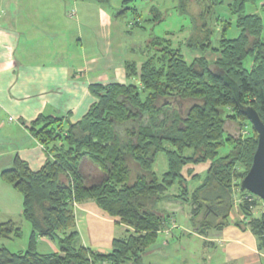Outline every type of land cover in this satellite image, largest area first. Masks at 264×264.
<instances>
[{"label":"trees","instance_id":"16d2710c","mask_svg":"<svg viewBox=\"0 0 264 264\" xmlns=\"http://www.w3.org/2000/svg\"><path fill=\"white\" fill-rule=\"evenodd\" d=\"M130 1L122 0L115 16L125 18L133 10V29L141 26L142 13ZM177 1L176 7L186 12L190 0ZM205 1L185 40L190 51L200 54L192 61L174 46L168 37L172 31L156 35L146 43L140 64L126 62L132 82L90 85L97 101L80 121L41 114L32 122L29 131L47 153L44 165L34 170L16 154L13 165L1 171V178L23 195V215L32 231L27 249L0 247V264H145L171 216L161 202H191L193 220L204 214L197 221L199 230H220L228 224L237 186L240 209L264 249L263 216L254 217L250 210L258 197L241 188L258 145L254 127L247 135L241 132L252 125L241 105L253 106L264 121V19L248 10L257 0ZM149 10L148 21H162L157 5ZM232 28L235 35L229 34ZM209 52L218 56L210 59ZM226 144L232 148L221 156ZM161 152L168 168L159 175L154 164ZM129 157L143 172L133 183ZM85 159L99 169L98 178L82 171ZM201 163L209 164L204 175L192 170L191 165ZM173 187L178 193L169 192ZM87 200L128 227L125 236L113 239L110 252L78 243L75 204ZM22 236L14 220L0 221V238ZM39 237L56 242L59 251L39 252Z\"/></svg>","mask_w":264,"mask_h":264},{"label":"crops","instance_id":"0c3cea01","mask_svg":"<svg viewBox=\"0 0 264 264\" xmlns=\"http://www.w3.org/2000/svg\"><path fill=\"white\" fill-rule=\"evenodd\" d=\"M95 2L98 6L88 0H0V213L4 216L0 221L12 219L21 227L15 218L25 219L23 195L1 178V171L13 165L16 154L34 170L47 159L43 145L29 131L32 122L41 114L80 121L97 101L91 84L132 82L127 77L126 62L140 64L145 58L143 46L139 50L144 57L134 59L126 54V33H133L132 22L119 30L115 13L104 10L106 4ZM99 8L98 17L89 13ZM131 52L136 53V48ZM81 169L100 176L89 159L82 161ZM78 208L82 245L110 252L113 239L119 237L115 224L118 218L107 214L94 200L79 203ZM233 208L228 224L216 234L214 230H208L205 236L199 234L208 241L202 246V258L200 246L168 243L170 252L158 254L153 261L150 257L155 253L149 254L151 249L147 252L148 264H264L258 236L241 209L237 219L233 217ZM176 215L171 214L166 223L169 229H162L160 234L176 237ZM95 225L102 234L97 240L91 236ZM39 242L46 243L49 251H59L48 237H39Z\"/></svg>","mask_w":264,"mask_h":264},{"label":"rangeland","instance_id":"374dc122","mask_svg":"<svg viewBox=\"0 0 264 264\" xmlns=\"http://www.w3.org/2000/svg\"><path fill=\"white\" fill-rule=\"evenodd\" d=\"M90 2H93L94 5L98 6V4L93 1V0H88ZM131 6L136 4L142 13V19L140 20L141 26L133 28L132 34L126 33V39H127V45H129L125 51L128 56L131 58H134L137 56L142 57L143 54L140 52L139 48L140 47H145L146 43L150 41V39L156 35L159 36H164L166 35V32L172 31V35H169L168 37L173 41L174 46L176 47H181L182 50L185 53V56L189 61L193 59L194 56H199V53H192L186 46H185V40L189 36L191 29H192V24L191 20L198 16L202 9L205 7L206 1L205 0H190L188 2V6L186 8V12H183L181 8H177L176 5L178 1L176 0H131ZM264 0H257L255 3L249 4L248 5V10L252 12H258L262 15L264 19ZM152 5H157L161 11L163 12V19L162 21L155 22V21H148V18L151 17L150 13V7ZM122 6V0H111L110 4L103 5L104 10L109 12L110 14L116 13L121 9ZM85 7V6H84ZM98 8V7H97ZM100 11V8L97 10L95 9L94 12H89L90 14L93 13V16L96 15L98 17V14ZM84 12V11H83ZM84 14V13H83ZM86 19V18H85ZM88 19V18H87ZM133 10H128V15L125 18H119V20L116 22L115 25H117L118 29L120 30L122 27L127 28L130 27V23L133 21ZM193 22V21H192ZM183 26V27H182ZM117 27L115 29H117ZM218 32V28H217ZM236 29L232 28L229 31L230 35H235ZM263 40H264V33H263ZM132 48H136L137 52H131ZM135 53V54H134ZM208 58H216L218 55L214 52H209L207 53ZM144 57V56H143ZM143 59V58H142ZM249 59L246 61V64L248 65ZM253 130V126L249 123L244 126V128L241 129L242 134L247 135L249 132L251 133ZM232 147L229 144H226V146L222 147L220 149V155H226L229 150ZM127 164L129 165L130 168V183H133L137 177L138 174L143 173L141 169L138 167L136 162L129 157L127 159ZM193 167L194 173H201L204 175L206 172L209 164L208 163H201L197 165H191ZM168 168V162H167V156L164 152H161L157 155L156 162L154 164V169L157 172V174L161 175L164 173ZM187 169H185V172L187 173ZM200 181H193L190 184V190L191 192L194 190V188L199 184ZM12 186V185H11ZM178 189L175 187L169 189L170 193H178ZM18 192V191H17ZM20 194V192H19ZM253 194V193H252ZM246 196L249 197V194ZM258 198L253 199V207L251 212L253 213L254 217L260 218L263 216L264 213V201L257 196ZM233 200H234V208H233V217L237 219L240 214V208H239V203L242 200V194L240 193V190L238 189V186L235 188V191H233ZM79 203L75 204L76 206V214L77 218L80 217L79 211L80 209L78 208ZM162 210L166 211V213H169L171 211V214L177 213L174 222H177L178 226L174 227L173 233L176 235V237H173L170 235H166L165 233H161L157 242L152 245L151 251L149 254L155 253V255H152L150 258L152 261L155 259L158 254L163 253V252H170L169 247H167L168 243L170 246H200V252H201V258H202V246H207V240L203 239L202 236L199 234L205 236L209 232H212L214 230V234L218 232L219 229L215 228H201L200 230L198 229V220H202L204 218V214H201L198 218L192 219V208L193 205L191 202H186L182 200H175V199H167L159 204ZM3 218L4 216L0 213V218ZM211 220H215L216 217L211 216ZM16 221L18 222L19 225H21L23 229V236L21 238H14V239H4L0 238V247L5 245L7 246L11 251H20V250H25L28 247L29 244V237L32 231L31 224L26 220V219H21L19 220V217L17 216ZM119 220V219H118ZM217 220H220L218 218ZM172 221V222H173ZM217 222V221H216ZM80 220V224H81ZM117 223V224H116ZM116 224V230H117V235L120 237L126 235V229L128 228L126 225H121L118 223V221H115ZM197 225V226H196ZM188 227V228H187ZM81 234H80V240L79 244L83 243V225L81 224ZM95 228V233L91 236L94 238V240H97L101 238L102 234H99L100 229L98 228L97 225L94 226ZM93 228V231H94ZM165 228H167L165 226ZM164 228V229H165ZM188 230H186V229ZM169 229V228H167ZM190 230V231H189ZM216 232V233H215ZM171 233V232H169ZM197 233V234H194ZM109 235L110 233L107 232ZM193 234V235H192ZM87 240L90 239L89 233L86 234ZM56 243V242H55ZM57 245V244H56ZM46 243L44 242H39L38 244V251L42 253H47L49 248L46 247ZM148 254V255H149ZM147 255V256H148ZM159 257V256H158ZM149 263V258H145V264ZM203 264V263H200Z\"/></svg>","mask_w":264,"mask_h":264},{"label":"water","instance_id":"95a60500","mask_svg":"<svg viewBox=\"0 0 264 264\" xmlns=\"http://www.w3.org/2000/svg\"><path fill=\"white\" fill-rule=\"evenodd\" d=\"M241 108L258 134V145L254 153L252 166L241 180V188L259 196L264 201V121L253 106L241 105Z\"/></svg>","mask_w":264,"mask_h":264}]
</instances>
